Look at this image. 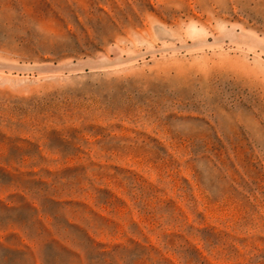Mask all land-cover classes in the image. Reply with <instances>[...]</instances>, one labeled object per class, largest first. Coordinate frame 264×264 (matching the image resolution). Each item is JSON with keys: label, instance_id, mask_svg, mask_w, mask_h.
<instances>
[{"label": "rangeland", "instance_id": "1", "mask_svg": "<svg viewBox=\"0 0 264 264\" xmlns=\"http://www.w3.org/2000/svg\"><path fill=\"white\" fill-rule=\"evenodd\" d=\"M0 264H264V0H0Z\"/></svg>", "mask_w": 264, "mask_h": 264}]
</instances>
